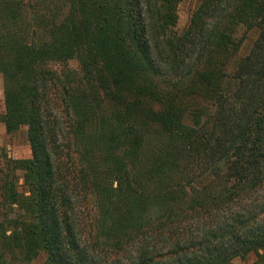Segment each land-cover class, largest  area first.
Masks as SVG:
<instances>
[{"label":"trees","instance_id":"obj_1","mask_svg":"<svg viewBox=\"0 0 264 264\" xmlns=\"http://www.w3.org/2000/svg\"><path fill=\"white\" fill-rule=\"evenodd\" d=\"M180 1L0 0V264H264V0Z\"/></svg>","mask_w":264,"mask_h":264},{"label":"rangeland","instance_id":"obj_2","mask_svg":"<svg viewBox=\"0 0 264 264\" xmlns=\"http://www.w3.org/2000/svg\"><path fill=\"white\" fill-rule=\"evenodd\" d=\"M197 0H181L178 5L177 29L181 30L188 22L190 13L194 9ZM255 38L254 33H250L245 40L244 49H246ZM4 112L3 101V79L0 73V114ZM30 156V147L26 137V127H22L12 133H7L3 123L0 122V168L8 158H25ZM18 176H22V171H16ZM18 189L25 190L22 178L18 181ZM256 259L255 254L248 255L245 259H237L236 264H252ZM28 264H47L45 254L42 251H35Z\"/></svg>","mask_w":264,"mask_h":264}]
</instances>
